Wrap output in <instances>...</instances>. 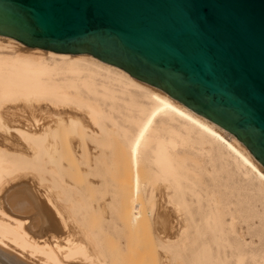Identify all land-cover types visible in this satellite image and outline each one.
<instances>
[{"label": "bare ground", "instance_id": "6f19581e", "mask_svg": "<svg viewBox=\"0 0 264 264\" xmlns=\"http://www.w3.org/2000/svg\"><path fill=\"white\" fill-rule=\"evenodd\" d=\"M186 110L99 60L0 37V264H29L26 256L40 264H126L100 231L80 228L90 203L64 177L63 148L86 164L85 176L102 193L93 209L112 206L104 221L148 240L158 264H247V238L236 220L247 223L251 200L264 198V168L233 135ZM163 132L172 140L163 142ZM158 145L166 150L165 172ZM228 159L251 197L234 184ZM30 171L37 189L26 188ZM207 189L232 191L217 201ZM125 191L126 205L118 200ZM201 193L210 197L206 205Z\"/></svg>", "mask_w": 264, "mask_h": 264}, {"label": "water", "instance_id": "95a60500", "mask_svg": "<svg viewBox=\"0 0 264 264\" xmlns=\"http://www.w3.org/2000/svg\"><path fill=\"white\" fill-rule=\"evenodd\" d=\"M0 37L114 66L264 168V0H0Z\"/></svg>", "mask_w": 264, "mask_h": 264}, {"label": "rangeland", "instance_id": "374dc122", "mask_svg": "<svg viewBox=\"0 0 264 264\" xmlns=\"http://www.w3.org/2000/svg\"><path fill=\"white\" fill-rule=\"evenodd\" d=\"M145 104L146 102L143 101ZM116 119L118 120V123L123 126L126 130L129 131V133L133 132L135 127L133 124H128L126 122H123L120 115L114 114ZM162 141L163 142H168L172 140L169 136L168 133L163 132L161 135ZM125 146V144H124ZM65 147V146H64ZM176 149H178V153L181 154V147L179 142L176 140L175 144ZM68 148V147H67ZM199 152L202 153L204 156L205 162H208L209 157H208V152L206 150H200L197 148ZM64 151V157L61 159V163L63 166V174L66 180H68L71 184L75 185L77 189L79 190V193L83 198L85 199L89 205H87L89 215L87 218L91 216V218L85 220L84 225H80V228L84 227V229L88 230H93V231H100L99 236L101 235L102 242L110 247L112 252L120 250L118 258L121 261H124L126 264H158V259L154 252L152 251V248L150 247V243L148 240L142 237H137L134 234H128L125 232L122 226H119L120 222L112 223L107 221H104V218L106 215H110V213L114 212V209L111 206V210H109L110 207L106 208L105 210H99L95 211L93 209V206L96 204V200L100 198V194L95 189L92 188V185L89 183L91 181L92 176L86 175L85 176V169L87 168L86 164H80L75 162L74 156L70 153L69 149L63 148ZM155 151L157 154H159L162 158H158V162L161 164L162 170L165 172V168L168 166V162L163 158V155L166 153V150H164L161 146H155ZM195 151V149H194ZM214 156V153H212V157ZM226 158V157H225ZM155 159V158H153ZM226 159L223 160V163L225 162ZM230 164L228 165L229 168L231 169L230 172L233 174V182L234 184H237L240 186V191L244 195L249 194L248 197H251L250 194H253V190L247 189L248 182L245 180L246 178L242 176L240 171L234 166L233 163H231V160L228 159ZM85 163L87 162L86 160H83ZM79 165V166H77ZM215 166H220L221 163L219 161H215L214 163ZM79 167V168H78ZM158 169L156 167L153 168V171H157ZM84 172V173H83ZM162 172V175L163 173ZM31 173V175H30ZM27 174V175H26ZM25 174L24 180L30 181V183L27 182V189H37L38 186L37 184V179L36 176L33 174V172H27ZM29 174V175H28ZM90 176V177H89ZM94 179V178H93ZM89 180V181H88ZM88 181V184H87ZM32 183V184H31ZM218 189H214V191L211 189L212 192L217 191ZM222 190L221 192H215L214 193V198L217 201L221 200V197L219 195L223 192H231L232 189H220ZM204 191V190H203ZM202 191V192H203ZM208 193L210 194V189H207ZM210 191V192H209ZM113 193V192H112ZM111 193V194H112ZM204 193H207L204 191ZM201 193L200 200L202 198L203 201H201L202 204L208 201L210 199L209 195ZM204 194V197H203ZM36 196V192H35ZM208 196V198L206 197ZM207 198V200L205 199ZM113 198H116L114 195ZM121 200V203L126 205L128 203V191L123 192L120 197H118V200ZM112 204V203H111ZM207 204V203H206ZM204 204V205H206ZM113 205V204H112ZM92 206V207H91ZM108 209V210H107ZM250 209L254 212V214L251 215L247 219V223L237 221L239 225V228H241L242 233L244 236L247 238V259H244L247 264H264V198H254V200H251L250 203ZM110 211V212H109ZM114 215V214H113ZM117 221V220H116ZM88 222V223H87ZM106 222V223H104ZM115 227H112L111 225ZM106 224V226H105ZM109 225V226H108ZM237 225V224H236ZM103 226V227H102ZM111 226V227H110ZM107 228L109 232H107V235L101 230L102 228ZM120 227V228H119ZM90 228V229H89ZM93 228V229H92ZM119 228V229H118ZM83 229V230H84ZM123 231V232H121ZM119 233V234H118ZM105 235V236H104ZM117 235V236H116ZM121 248V249H120ZM28 257V258H27ZM32 257L26 256V260L29 264H40L41 262L38 261V257ZM37 258V259H36ZM32 260V261H31ZM31 261V262H29ZM34 261V262H33ZM33 262V263H32ZM234 262V260H232Z\"/></svg>", "mask_w": 264, "mask_h": 264}]
</instances>
